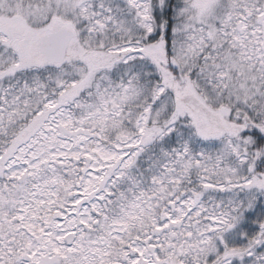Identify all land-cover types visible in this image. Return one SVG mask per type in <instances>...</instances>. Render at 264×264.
<instances>
[{"label":"snow or ice","instance_id":"obj_1","mask_svg":"<svg viewBox=\"0 0 264 264\" xmlns=\"http://www.w3.org/2000/svg\"><path fill=\"white\" fill-rule=\"evenodd\" d=\"M0 264H264V0H0Z\"/></svg>","mask_w":264,"mask_h":264}]
</instances>
